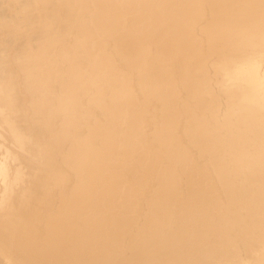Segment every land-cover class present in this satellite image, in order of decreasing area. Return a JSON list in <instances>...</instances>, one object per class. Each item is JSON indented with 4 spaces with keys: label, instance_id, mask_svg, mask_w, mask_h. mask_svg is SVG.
Segmentation results:
<instances>
[{
    "label": "bare ground",
    "instance_id": "bare-ground-1",
    "mask_svg": "<svg viewBox=\"0 0 264 264\" xmlns=\"http://www.w3.org/2000/svg\"><path fill=\"white\" fill-rule=\"evenodd\" d=\"M0 264H264V0H0Z\"/></svg>",
    "mask_w": 264,
    "mask_h": 264
}]
</instances>
